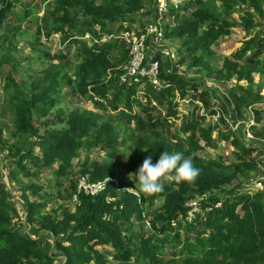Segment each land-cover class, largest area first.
Returning a JSON list of instances; mask_svg holds the SVG:
<instances>
[{
    "label": "trees",
    "instance_id": "1",
    "mask_svg": "<svg viewBox=\"0 0 264 264\" xmlns=\"http://www.w3.org/2000/svg\"><path fill=\"white\" fill-rule=\"evenodd\" d=\"M18 3L19 0H0V24ZM51 4L39 18L41 22L36 18V41L41 36L59 34L62 42L67 41L69 53L85 32L98 40L104 34L122 30V21L142 11L144 3L53 0ZM181 9L183 13L189 10L188 15L170 11L175 16L174 28L168 24L164 27L165 37L180 40L184 48L176 62L181 65L190 59L191 66L214 75L221 86L235 79V86L228 92L240 119L247 108L264 104V59L260 57L264 46L259 33L229 56L219 57L213 49L215 43L230 36L233 28L252 32L259 24L255 17L264 23V0H186ZM150 14L147 9L143 16ZM30 15L31 9H25L24 17ZM114 22L118 25L111 29L109 25ZM139 22L143 24L144 18ZM81 45L74 55L77 64L71 74L61 62L53 64L51 58L31 77L27 93L12 74L11 69L16 66L11 65L4 73L5 102L13 114L11 137L16 139L8 147L14 165L10 179L19 183L17 176L20 172L28 174V164L38 173L48 169L56 176H64L80 150L94 148L97 153L106 152L108 159H86L79 165V175L87 176L91 182L111 178L118 183L107 184L94 197L79 194L75 210L69 212L59 206V217L55 210L43 213L42 202L28 200L26 192L35 196L39 187L27 184L22 191L27 223L55 239L54 251L64 257L63 264H156L162 250L174 243L179 248L164 264H264V193L237 190L257 172L254 148L232 138L230 143L238 150L235 162L225 163L220 155L202 158L198 154L202 149L200 142L212 149L216 144L211 138L212 128L204 126V117L199 114L185 120L168 139L163 129L167 118L177 117L174 93L183 99L189 81L175 73L166 74L160 65V77L172 85L165 91L157 93L143 81L119 83L120 67L128 60L125 45L117 40ZM253 74L258 75V84L254 83ZM65 86L81 98L97 100L95 109H117L120 119L127 122L113 125L103 115L85 109H72L61 117L57 111ZM153 102L166 105L165 118L159 119L158 124L135 111V107L144 105L142 110L147 113V106ZM35 121L45 128L44 133L39 132ZM253 122L258 124L256 134L264 138V109L254 111ZM51 125L53 128L49 129ZM34 148H38L39 157L34 156ZM161 151L180 152L190 158L199 175L179 185L165 182L160 193H138L129 173H134L150 153L155 163ZM120 154L124 157L122 171L116 160ZM125 187L129 191L117 193V188ZM69 190L76 191L75 181L69 182ZM70 191L66 192L69 196L73 194ZM205 194L208 198L203 199ZM107 196L114 201L107 202ZM188 201H194L204 214L200 221L188 218ZM218 202L220 207L215 208ZM155 203V208L148 211ZM207 207L211 210L207 211ZM146 217H150L151 227L143 234L134 226L144 229ZM18 219L19 214L0 183V264H53L54 255L38 239L24 236Z\"/></svg>",
    "mask_w": 264,
    "mask_h": 264
},
{
    "label": "rangeland",
    "instance_id": "2",
    "mask_svg": "<svg viewBox=\"0 0 264 264\" xmlns=\"http://www.w3.org/2000/svg\"><path fill=\"white\" fill-rule=\"evenodd\" d=\"M52 1L53 0H19L16 8L10 11L7 14V18L0 24V129L2 131V140L0 141V183L3 185L8 195L11 205L16 208L19 214V219L17 221L23 235L38 239L42 242V246L45 250L49 254L54 255L53 264H63L64 257L56 254L57 252L54 251L55 239L52 238L49 233L27 223L26 207L22 191L27 184H34L39 187L35 196L31 195L29 191L26 192V195L29 201L36 200L44 204V208L41 210L43 213H51V211L55 210L56 216L59 217L61 213L59 206H63L68 209L69 212H73L77 203L72 198V194L69 196L66 192L70 191V181H75L77 185L81 177L87 179V176L79 175L78 170L80 163L84 162L86 159L89 161L108 159V155L106 152L97 153L94 148L90 150L82 149L79 151L78 157L72 160V166L66 170L64 176H56L48 169L38 173L31 164H28V174L26 175L20 172L17 176L19 183L11 180L10 172L14 169V165H12L11 157L8 156V147L12 145V143H16V139L11 137V133L13 132V114L5 102L7 97L3 89V76L6 71L10 70L11 65L16 66L14 69H11L16 82L20 89L27 93L31 77H34L36 73H39L38 71L47 66L51 58L53 64L61 62L63 66L66 67L68 73L71 74L73 66L77 64L74 55L81 49V44L83 43L87 46L90 44L92 45L90 39L83 40L78 38L76 39L78 42L71 47L68 53L66 49L67 41L62 42L59 34L52 35L48 38L41 36L39 37L40 39L38 38L39 40L36 41V18H41L43 13L46 12V9L48 10L52 6ZM95 1L98 2L99 0ZM142 1L144 3L143 9L132 17L134 20L131 21L132 23L144 18L143 13H145L147 9H150L151 14L147 17L145 16L146 19H144V22H160L164 30L166 24H168L170 28H174L175 25V16L172 14L170 15V11H177L179 15L184 14L186 16L189 13V10L183 13L181 9L183 1L186 0ZM27 8L31 9V15L29 17H24V11ZM160 12H163V15L159 18L158 13ZM255 20L259 24L252 32L243 31L239 27L233 28L228 38H224L213 45L215 53L219 57L229 56L232 51L240 48L243 42L248 38L258 33L259 35L264 33V23L257 17H255ZM38 22H41V20L39 19ZM117 25L118 23L114 22L109 25V27L114 29ZM166 39L167 40L163 42L166 52L173 53L175 60L171 62L165 54H159L156 56L159 67L162 65L163 69H166V74L175 73L183 79H186V81H189V84L187 86V95L183 99L180 98L178 92L174 93V102L177 104V117L166 119L163 134L168 139H172L174 134L180 130L185 120L189 121L190 117L193 115H202L204 117V126L212 128L211 138L216 146L212 149L204 146V142L201 141L200 146L202 149L198 154L204 159H210L220 155L225 163L235 162L237 160L236 155L238 150L233 148L230 143L231 139L235 138L245 147L254 148L253 156L257 162V172L254 174L253 178L256 177V179H259L261 177L258 176L259 174L264 175V138L256 134L258 124L256 125L253 122V115L254 111L257 109H264V104L247 108V111L240 114L243 118H238L236 116L237 109L234 98L228 92L229 88L235 86V79H231L227 81L225 86H221L215 81L214 75L208 74L199 67L191 66L190 59H187L181 65L178 64L176 61L179 59V55H182L184 48L180 40ZM60 57H65V59H60ZM253 78L254 83L258 84V75L253 74ZM261 82L264 84V80ZM239 85H245V83L240 82ZM261 93L264 95V89L261 90ZM61 100L62 103L57 111L60 113L61 117H65L72 109H85L103 115L105 119L113 125L121 126L127 122L120 119L117 109H109L107 111L95 109L94 103L97 100L92 101V99L88 97H79L72 91L70 86H65L63 88ZM141 106L140 108L135 107V111L145 120L150 119L152 123L158 124L159 119L165 118L166 105L164 103H151L150 106H147V113H144L142 110L146 108V106ZM53 119L55 121V118ZM249 123H252L250 127L248 125ZM35 126L39 128L40 133H44L45 128L42 127L41 124L35 121ZM52 128L53 126L51 125L49 129ZM128 129L131 128L129 127ZM227 135H229V137H225ZM34 154L35 157H39L40 152L38 148H34ZM116 160L120 165V171H122L124 157L120 154ZM54 168L56 169L57 166L54 165ZM114 180L118 183L117 179ZM125 188L127 189V187ZM260 188V191H262L260 193H264V180L261 181ZM70 192L73 193L72 191ZM39 197L41 198L38 199ZM156 205L155 203L153 208L148 209V211L154 209ZM197 211L196 208L193 209L194 213ZM149 218L146 217L144 229H140L136 225L134 226L135 229L141 231L143 234H145L146 231L149 232L151 227ZM181 238H184V234H181ZM178 248V243H174L173 246L172 244L167 245L162 250V257L159 258L156 264H164L165 261L173 258L174 255L172 254L177 252ZM109 261H111L110 257ZM108 264L112 263L109 262Z\"/></svg>",
    "mask_w": 264,
    "mask_h": 264
},
{
    "label": "built area",
    "instance_id": "3",
    "mask_svg": "<svg viewBox=\"0 0 264 264\" xmlns=\"http://www.w3.org/2000/svg\"><path fill=\"white\" fill-rule=\"evenodd\" d=\"M162 15L163 12L158 13L159 18ZM144 19L146 18L144 17ZM131 21L134 20L128 17L121 23L123 26L122 30L102 35L98 40L93 38V36L89 33H83L82 37L80 38L83 40L90 39L92 41V44L104 43L108 40H117L122 42V44H124L128 50V60L124 65L120 67L121 74L118 78L119 83L123 84L130 83L131 81H143L144 84H149L151 88L157 93L165 91L172 85L168 81L160 77V67L156 56L159 54H165L171 62L175 60V57L173 53H167L164 47L163 42L167 39L165 38L163 25L160 22H143V24H141L139 23V21H135L134 23H132ZM260 38L262 39L264 46V33L260 34ZM89 46H91V44ZM261 57L264 59V52ZM164 70L166 72V69ZM251 124L252 123L248 124L249 127L251 126ZM258 176L261 177L259 179H256V177H254L249 182L238 187V192L245 194H255L258 192H262L260 191V185L261 181L264 180V175L259 174ZM107 184L111 186L112 184H117V182L111 178H105L101 181L91 182L88 180V178L84 179L83 177H81L77 182L76 191L72 194V198L78 204L77 197L79 194L94 197L99 194V192L103 191L106 188ZM122 190L129 191L126 188L116 189L117 193H120ZM207 195L208 194H205L203 199L208 198ZM106 201L110 202L114 201V199L110 198V196H107ZM187 205L189 206L188 218L198 219L200 221V218L204 214L199 210V208H197L195 202L188 201ZM214 207H220V203H216ZM194 208L198 210L196 213L193 212ZM209 210H211V208L207 207V211Z\"/></svg>",
    "mask_w": 264,
    "mask_h": 264
},
{
    "label": "clouds",
    "instance_id": "4",
    "mask_svg": "<svg viewBox=\"0 0 264 264\" xmlns=\"http://www.w3.org/2000/svg\"><path fill=\"white\" fill-rule=\"evenodd\" d=\"M152 161L150 153L138 169L128 175L138 193H160L164 190L165 182L179 185L181 182H191L199 175V169L192 160L180 152L161 151L155 163Z\"/></svg>",
    "mask_w": 264,
    "mask_h": 264
}]
</instances>
